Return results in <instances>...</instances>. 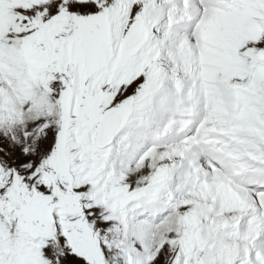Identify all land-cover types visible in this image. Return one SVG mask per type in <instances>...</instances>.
I'll use <instances>...</instances> for the list:
<instances>
[{
    "label": "snow or ice",
    "instance_id": "obj_1",
    "mask_svg": "<svg viewBox=\"0 0 264 264\" xmlns=\"http://www.w3.org/2000/svg\"><path fill=\"white\" fill-rule=\"evenodd\" d=\"M0 264H264V0H0Z\"/></svg>",
    "mask_w": 264,
    "mask_h": 264
}]
</instances>
